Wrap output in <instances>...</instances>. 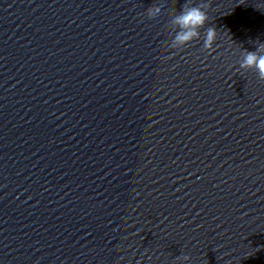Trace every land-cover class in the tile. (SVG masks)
<instances>
[{
    "label": "clouds",
    "instance_id": "1",
    "mask_svg": "<svg viewBox=\"0 0 264 264\" xmlns=\"http://www.w3.org/2000/svg\"><path fill=\"white\" fill-rule=\"evenodd\" d=\"M211 7L210 2L193 3V0H185V3L179 10L171 15L170 23L173 25L172 39L170 47L180 48L189 45L201 35L200 30L205 28L209 23L208 9ZM257 10L264 11V7L254 4ZM161 8L152 5L147 9L149 18L157 17ZM217 41V29L209 26L205 29L203 47L209 52L213 51V45ZM240 69L255 70L258 78L264 81V43L256 42L254 51L243 50L242 59L239 62ZM184 261L189 260L187 255L183 256Z\"/></svg>",
    "mask_w": 264,
    "mask_h": 264
}]
</instances>
